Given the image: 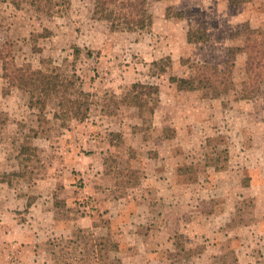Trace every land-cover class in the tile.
I'll list each match as a JSON object with an SVG mask.
<instances>
[{
  "label": "rangeland",
  "instance_id": "374dc122",
  "mask_svg": "<svg viewBox=\"0 0 264 264\" xmlns=\"http://www.w3.org/2000/svg\"><path fill=\"white\" fill-rule=\"evenodd\" d=\"M150 10L151 30L122 32L91 0H0L15 62L91 103L84 120L31 107L0 61V264H264V0ZM135 83L159 88L142 111Z\"/></svg>",
  "mask_w": 264,
  "mask_h": 264
},
{
  "label": "trees",
  "instance_id": "16d2710c",
  "mask_svg": "<svg viewBox=\"0 0 264 264\" xmlns=\"http://www.w3.org/2000/svg\"><path fill=\"white\" fill-rule=\"evenodd\" d=\"M92 16L94 19L106 22L111 31L144 32L152 29L154 15L150 10V0H91ZM232 5H238L245 0H227ZM38 10H47L36 4ZM191 41V37H190ZM14 44L9 40L0 42V61L2 62L3 78L9 86L17 87L30 94V106L39 104L44 109L46 102L54 97L59 99V109L72 115L78 120H84L91 109L90 94L85 92L74 79L65 78L61 74L33 69L31 65L19 66L15 62ZM208 73L219 80L220 88L216 95L230 90V80L227 70H218L215 67L207 68ZM213 69V70H212ZM231 83V82H230ZM159 88L151 84L135 83L127 93L130 104L137 106L141 111L147 105L149 96L157 94ZM57 116L58 114L55 113ZM1 121L4 123L0 116Z\"/></svg>",
  "mask_w": 264,
  "mask_h": 264
},
{
  "label": "crops",
  "instance_id": "0c3cea01",
  "mask_svg": "<svg viewBox=\"0 0 264 264\" xmlns=\"http://www.w3.org/2000/svg\"><path fill=\"white\" fill-rule=\"evenodd\" d=\"M103 155V153H102V151H100V150H97V148H96V151L94 152V154L91 156V161H92V166L93 167H95L96 169H99V167H100V161H101V156ZM103 162H105V161H103ZM102 165L104 166V176H105V178L107 177V175L106 174H108V170H105V169H107V168H105V163L103 164L102 163ZM92 167V170H94V168ZM99 172H97V174H98ZM98 178H99V175H98ZM96 183V182H95ZM96 187H98V188H96L95 190H94V192H97V190H105V187L104 188H101L100 189V186H96Z\"/></svg>",
  "mask_w": 264,
  "mask_h": 264
}]
</instances>
